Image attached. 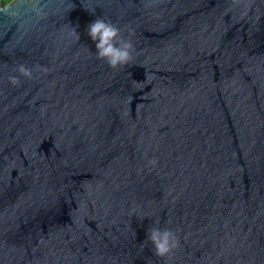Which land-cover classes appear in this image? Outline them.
<instances>
[{
	"label": "water",
	"instance_id": "water-1",
	"mask_svg": "<svg viewBox=\"0 0 264 264\" xmlns=\"http://www.w3.org/2000/svg\"><path fill=\"white\" fill-rule=\"evenodd\" d=\"M0 264H264V0L0 4Z\"/></svg>",
	"mask_w": 264,
	"mask_h": 264
},
{
	"label": "clouds",
	"instance_id": "clouds-1",
	"mask_svg": "<svg viewBox=\"0 0 264 264\" xmlns=\"http://www.w3.org/2000/svg\"><path fill=\"white\" fill-rule=\"evenodd\" d=\"M7 2L11 3V0H7ZM33 11L38 16L44 15L43 9L35 4L33 5ZM87 31L91 40L95 43L97 58L106 61L111 68L121 67L132 60L134 49L131 41L121 37L119 28L111 22L97 18L88 25ZM74 34L79 39V35L75 30ZM17 71L24 77H32L31 70L24 65H19ZM9 82L16 86L20 83V80L18 76H11ZM150 163L155 162L150 161ZM147 241L152 244L154 254L161 258L170 256L179 246V239L173 231L158 227L148 229Z\"/></svg>",
	"mask_w": 264,
	"mask_h": 264
},
{
	"label": "trees",
	"instance_id": "trees-1",
	"mask_svg": "<svg viewBox=\"0 0 264 264\" xmlns=\"http://www.w3.org/2000/svg\"><path fill=\"white\" fill-rule=\"evenodd\" d=\"M7 3H8L7 0H0V4L3 5V6H5Z\"/></svg>",
	"mask_w": 264,
	"mask_h": 264
}]
</instances>
